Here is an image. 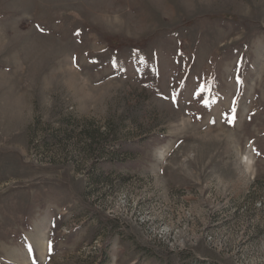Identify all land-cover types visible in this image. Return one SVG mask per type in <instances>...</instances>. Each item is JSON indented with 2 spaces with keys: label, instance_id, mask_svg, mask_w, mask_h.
Instances as JSON below:
<instances>
[{
  "label": "rangeland",
  "instance_id": "obj_1",
  "mask_svg": "<svg viewBox=\"0 0 264 264\" xmlns=\"http://www.w3.org/2000/svg\"><path fill=\"white\" fill-rule=\"evenodd\" d=\"M34 262L264 264V0H0V264Z\"/></svg>",
  "mask_w": 264,
  "mask_h": 264
},
{
  "label": "snow or ice",
  "instance_id": "obj_2",
  "mask_svg": "<svg viewBox=\"0 0 264 264\" xmlns=\"http://www.w3.org/2000/svg\"><path fill=\"white\" fill-rule=\"evenodd\" d=\"M37 28H38L39 31H41V32L44 31V29H43V28H40L39 25H37ZM74 35H76V36H79V35H80V31H79V29L75 30ZM85 55H87V54H85ZM70 59H71V62H72L73 64H77V57H75V56H71ZM90 62H91V63H94V64H95V63H98V61H96V60H91ZM77 67H78V64H77ZM111 67H112V68H118V67H119V65H118V61H116V60H112V61H111ZM237 82H238V83H242V81H240L239 78H237ZM162 98H163V97H162ZM201 98H202V97H201ZM171 99H172V102H173V103H176V97H175V96H173ZM223 115H224V118L227 120V123H229L230 125L233 124V123L235 122V120H236V110H235V108H233V109L231 110L230 113H224ZM198 118H199V117H198ZM210 123L215 124L216 121H215V120H212V121H210ZM257 154H259V153H257ZM53 227H55V225H53ZM29 251H31V246H29ZM47 251H48L49 253H51V251H52V242H51L50 240L47 241ZM34 264H35V262H34Z\"/></svg>",
  "mask_w": 264,
  "mask_h": 264
},
{
  "label": "bare ground",
  "instance_id": "obj_3",
  "mask_svg": "<svg viewBox=\"0 0 264 264\" xmlns=\"http://www.w3.org/2000/svg\"><path fill=\"white\" fill-rule=\"evenodd\" d=\"M247 159H248V162H249L251 158H249V157L247 156Z\"/></svg>",
  "mask_w": 264,
  "mask_h": 264
}]
</instances>
